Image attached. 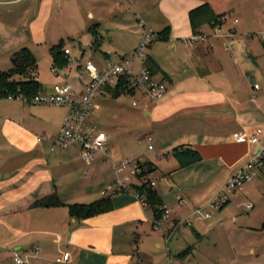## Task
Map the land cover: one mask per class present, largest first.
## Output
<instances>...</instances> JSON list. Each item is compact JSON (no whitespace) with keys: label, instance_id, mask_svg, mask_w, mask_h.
Here are the masks:
<instances>
[{"label":"crops","instance_id":"1","mask_svg":"<svg viewBox=\"0 0 264 264\" xmlns=\"http://www.w3.org/2000/svg\"><path fill=\"white\" fill-rule=\"evenodd\" d=\"M72 1L0 0V70L11 68L12 55L23 47L32 51L39 65L37 53L45 46L52 48L60 43L63 40L59 41L60 33H78V29L94 33L91 29L97 27L98 37L101 25L94 24L95 13L84 8L85 0H81V8H70ZM121 1L110 0L109 15L124 13ZM126 1L134 3L135 14H145L157 29V41L145 59L135 62V69L140 71L150 65L155 79L166 81L168 90L157 101L139 91L132 92L129 95L134 97L132 106L136 108L133 112L134 108L128 111L121 104V95L115 97L112 88L105 89L96 100L90 122L100 129L101 124L109 126L114 132L123 126L130 128L132 120L140 121L142 137L156 145L149 146L156 152L147 154L142 161L139 155L116 150L113 132L101 130L108 135L107 147L115 159H135L138 165L151 162L157 167L148 179L155 183L153 188L163 206L174 205L169 208L172 211L167 220L161 221V227L155 229L154 211L149 205L144 206L135 188L144 180L120 188L118 181L125 177L118 175L103 155L98 154L88 165L80 147L52 149L49 141L39 142L38 137H51L59 132L68 113L66 107L0 99V264H15V251L27 260L26 264H148L149 258L157 264L158 253L152 255L149 251L161 252L162 238L166 244L163 257L168 264L175 261L199 264L191 259L195 241L208 235L216 240L232 237L237 264H264V173L234 193L230 204L239 209L236 215L229 217L231 205L218 210L220 217L210 223L212 213L210 218L191 214L194 208L208 206L259 149L238 142L237 135L251 134L257 127L264 132V90H256L257 84L254 90L250 89L256 74H264V63L260 68L256 61L260 56L264 60V43L251 41L255 32L250 29L253 24L263 28L264 15L259 16L253 0ZM205 3L222 16L221 32H231V37H215L214 29L205 26L202 34L206 39L194 40L189 13ZM103 9L99 15L105 13ZM126 22L127 19L123 24L117 22L115 32H123ZM143 27L132 33V47L116 62L135 52L147 32ZM161 33L166 38L159 37ZM96 44L95 48L101 49L102 44ZM71 53L73 59L77 58ZM77 60L70 69L54 67L53 72L55 68L58 70L55 76L60 77L50 83L39 77L38 66L43 92L52 93L57 84H70L75 71L78 83L71 85L84 90L90 77L84 69L86 61ZM108 62L114 61L106 53L100 67L104 68ZM40 75L43 76L42 72ZM101 109L106 119L100 122L97 112ZM118 117L122 123H113V118ZM261 145L264 146V134ZM180 146L196 150L202 160L181 168L173 155V150ZM108 167L113 173L103 177L101 174ZM155 174L162 177L154 180ZM55 194L64 205L33 207L36 201ZM178 196L190 203L188 213L184 214L182 208L176 210ZM103 198H111V211L82 220L70 215L68 205L90 204ZM249 204L254 206L252 210L247 209ZM228 220L231 227L226 225ZM163 224L169 228L163 229ZM172 224L175 228H170ZM181 225H192L194 242L183 256L187 250L183 246L179 252L169 247L175 229ZM208 243L217 246L210 238Z\"/></svg>","mask_w":264,"mask_h":264},{"label":"built area","instance_id":"2","mask_svg":"<svg viewBox=\"0 0 264 264\" xmlns=\"http://www.w3.org/2000/svg\"><path fill=\"white\" fill-rule=\"evenodd\" d=\"M221 28L222 26H217L214 29L215 37L228 38L232 36L231 32L222 34ZM201 37L206 39L201 34L196 35L194 40L197 41ZM258 37L264 41V31L258 33ZM156 39L157 34L153 30H147L139 46L131 56L119 62H108L104 68H99L91 60L86 61L84 69L88 73L90 80L84 90H78L73 85L65 83L55 85L52 93L41 91L33 98L19 96L17 99L22 100L26 104H44L66 107L68 109L59 132L51 137H38V141H49L52 149L68 150L72 147H80L82 157L88 165L95 161L98 154L103 155L118 175L124 172L128 173L124 179H119L118 185L120 188H123L125 182L131 180L133 175L140 174L142 170L139 168L138 163L130 159H115L113 152L107 147L108 135L97 125L92 124L90 117L96 107V100L108 87L115 89L122 85L124 89L139 91L146 97L156 101L165 96L168 90L166 81L156 80L153 72L147 66H143L140 71H137L134 66L137 60L147 57V52ZM65 54L67 56V66L73 68L75 62L71 51L66 49ZM54 72L57 74L58 70L55 68ZM255 89L259 90V85H256ZM263 134V129L257 127L251 134L240 133L237 135L238 142L258 146V151L231 177L208 206L195 209L194 216L210 218L212 209L220 210L223 208L232 200L235 192L242 190L246 184L253 182L260 173H264V146L261 145ZM144 181L148 182L152 187L155 185L154 182L148 179V176ZM138 196L144 206H148L145 198ZM253 208L252 204L247 206L248 210ZM161 209L164 214L160 221L154 223L155 229L161 227V221L167 220L172 211L166 206H162ZM185 223L189 224L188 221H185ZM168 239L166 240L168 241ZM13 259L15 264L27 263V260L17 251L14 252Z\"/></svg>","mask_w":264,"mask_h":264},{"label":"rangeland","instance_id":"3","mask_svg":"<svg viewBox=\"0 0 264 264\" xmlns=\"http://www.w3.org/2000/svg\"><path fill=\"white\" fill-rule=\"evenodd\" d=\"M110 0H85V9H89L91 11H93L95 13V21L94 24H100L101 28L99 29L100 31V35L96 38L94 36L93 33H87V29L84 32H81L80 29H78V33H60L61 34V39H59V41H61L63 39L64 43H65V48H69V50L71 52H73V55L77 56V58L79 59V62L81 61V63L87 61V60H92L94 61V63L100 67V65L102 64V62L105 59V54H109L111 56V59L116 62L117 60L120 59V55H124L125 53H127L132 45H133V41L131 38H133L132 33H134V31L137 30V28L139 27H143V24L146 23V26L143 28H146L147 30H154L155 33L156 32V27L154 24L150 23L149 21H147L146 15L145 14H141V15H136L135 14V10L136 7L134 6V3L131 2H124V0H122L120 2V6L121 4H124V13L120 14V15H109V9L108 7L110 6ZM253 4H255V9L258 12L259 16H263L264 15V0H253ZM70 8H73L74 10H76L77 8H81V6L83 5V2L81 0H73L71 2ZM102 8H104V12L103 14L99 15V13L101 12ZM118 16V17H117ZM124 19H127L126 25L127 27L123 28V32L118 30L117 32H115V24L118 22V24H123ZM144 22H143V21ZM110 30V31H109ZM251 31H254V35L253 36V42L255 43H259L262 42L264 43V41L260 40V38L258 37V33H260L261 31H264V27L263 28H259L257 25L253 24L252 29H250ZM74 38V39H73ZM98 40V41H97ZM157 39L154 41L156 42ZM220 42H223L222 40H219ZM98 42V44H102L101 49L97 50L95 48V43ZM228 43V42H227ZM96 44V45H98ZM50 48L49 46H45L43 47L39 53H37L38 56V60H39V77H42L45 81H47L48 83L52 82V80L60 77L59 76H55L56 73L53 72V68L56 67L54 65V61H53V57L51 55L50 52ZM83 53V57L80 56ZM77 58L75 57V64L77 63ZM256 61L258 62V66L260 68L263 67L264 60L263 57H259L256 58ZM11 65V64H10ZM9 65V66H10ZM101 68V67H100ZM63 69H70V68H63ZM61 69V70H63ZM262 71V70H261ZM42 72V75L41 74ZM78 71H75V73H73V77L72 79L69 81L70 84H77L78 80H77V74ZM264 73V71H262ZM85 78H87L86 75H84ZM42 79V80H43ZM48 83H44L43 85L47 88H50L51 85H48ZM252 85H250V89L254 90V86L257 84L259 85V87L264 90V74L262 75H258L256 74V77L253 78V83H251ZM134 97H132L129 94H122L120 101L121 104L123 106L126 107V109L128 111H131L133 108V112L136 109L135 107L132 106V103L134 101ZM23 102V101H22ZM31 105V104H28ZM103 106V105H102ZM111 115L109 117H113L114 111L111 108ZM98 119L101 121L105 120L106 117L102 116L103 114V110H99L98 112ZM103 117V118H102ZM105 117V119H104ZM122 119V118H121ZM121 119H119V117L115 120L113 118L112 122L113 123H122ZM107 122H111L107 121ZM139 123L140 121L138 120H132V126L130 128H126V126H123V128L119 129L120 131H112L110 130L108 127L109 126H104L101 123H98L99 125L101 124V129H103L105 132H107L108 134H111L110 132H113L112 134V142L114 144V146L116 147V150H125L130 154H134L131 156H135V155H139L141 161L143 159H145V157L147 156V154L149 153H154L156 151H151L149 149V146H156L154 142H149L147 139H144L142 137V133H140L141 131L139 130ZM111 125V124H109ZM135 126V127H133ZM130 158H133L131 157ZM129 157V156H128ZM132 161H134L135 163H138L137 160L135 159H130ZM112 171L108 168H105V170L103 171V173L101 174L103 177L107 176L109 174V176L112 175ZM262 174V173H261ZM123 177H125L126 175H128V173L124 172L121 174ZM161 178L162 176L160 174H155L153 176V179L156 180L155 178ZM141 179H138V177L136 175H133L131 180L126 181L125 184L126 185H130V187H132V184H140ZM219 193V192H218ZM217 193V194H218ZM216 194V196H217ZM215 196V197H216ZM215 197L212 199V201L215 199ZM210 201V203L212 202ZM178 206H177V211H179L181 208L182 212L188 213V205L190 204L186 198H181L180 196H178ZM209 203V204H210ZM208 204V205H209ZM231 205V206H230ZM243 205V203H242ZM239 205V206H242ZM251 205V204H249ZM165 206H167L168 208L173 207L174 205H169V204H165ZM227 207H229V217L230 216H234L237 214V211H239V209L236 207V205L234 203L230 204V202L226 205ZM225 206V207H226ZM238 206V207H239ZM247 206V205H246ZM199 207H206V206H199ZM196 208L193 209V212L191 214L194 213ZM211 213L213 215V219L209 220L208 223L213 222L214 220H216L217 218L220 217V212L216 209H212ZM194 223V222H193ZM208 223H204L205 225ZM226 225L228 227H231V222L228 220L226 221ZM163 229H168L169 225L168 224H163L162 225ZM180 229L176 228L175 229V235L171 241V243L169 244L170 249H172L174 252H179V250L181 247L183 246V250L187 249L188 246H190L191 244H193L194 242L192 241V225H187V226H179ZM170 228H175V224H172V226H170ZM161 232V231H160ZM159 232V233H160ZM161 234V233H160ZM162 235V234H161ZM209 238L211 239V241L213 243H217V246H213L212 244H209ZM162 246L164 247L163 250H161V252L159 251H155L154 249H150V253L153 255V253H158V257L156 260L157 264H168V261L166 259H164L163 254H164V250H165V254H166V244H165V239L162 238ZM190 239V240H189ZM195 242H197L196 244V249L193 250L194 256H192V261H195L196 263L199 264H237L236 260H237V249L235 248V244H234V240L232 237L230 236H225L224 240H219V239H215L214 237H212L211 235H208V237H206L204 240H196ZM148 260V259H147ZM148 264H154L155 262L153 261V259L149 258V262L147 261ZM173 264V263H171ZM174 264H179L178 261H175Z\"/></svg>","mask_w":264,"mask_h":264},{"label":"trees","instance_id":"4","mask_svg":"<svg viewBox=\"0 0 264 264\" xmlns=\"http://www.w3.org/2000/svg\"><path fill=\"white\" fill-rule=\"evenodd\" d=\"M191 25L194 35L202 34V29L209 26L215 29L217 26H223L224 22L221 15H218L210 6L205 3L199 7L192 9L189 13ZM93 27L94 35L97 38L96 29ZM159 37L166 38L162 33ZM53 57L54 65L58 69L67 67V56L65 54V43L62 40L57 45L50 49ZM12 66L8 70H0V99L13 98L17 99L19 96L26 98H33L43 91L42 84L38 79V61L32 51L23 47L16 51L11 58ZM152 71L151 66H148ZM107 89H111L108 87ZM114 96L119 97L122 94H131L134 90L124 89L121 85L117 88H112ZM173 155L179 162L181 168H186L194 165L202 160V156L196 150L189 147L180 146L173 150ZM142 170L138 177L144 180L148 175L155 172L157 167L151 162H145L139 165ZM138 194L145 198L147 204L152 208L155 214L156 221H160L163 217V210L161 209L162 199L157 191L148 184L142 182L141 185L135 186ZM65 203L58 197V195H50L44 197L33 204L34 208H47L62 206ZM226 206V205H225ZM224 206V207H225ZM70 215L78 220L87 219L98 214L106 213L112 210L113 204L111 198H103L101 200L92 202L90 204H70L68 205ZM190 249H187L181 256L187 254Z\"/></svg>","mask_w":264,"mask_h":264}]
</instances>
